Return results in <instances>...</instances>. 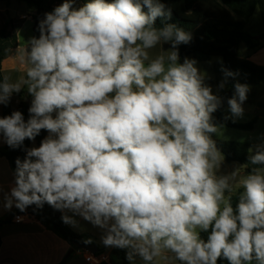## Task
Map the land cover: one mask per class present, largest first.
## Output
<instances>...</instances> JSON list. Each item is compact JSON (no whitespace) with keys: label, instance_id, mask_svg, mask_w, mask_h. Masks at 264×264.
I'll return each mask as SVG.
<instances>
[{"label":"clouds","instance_id":"obj_1","mask_svg":"<svg viewBox=\"0 0 264 264\" xmlns=\"http://www.w3.org/2000/svg\"><path fill=\"white\" fill-rule=\"evenodd\" d=\"M74 5L44 14L39 36L17 49L24 76L0 81V105L24 89L32 98L27 120L18 110L0 117V140L17 149L47 133L16 159L3 207L47 204L72 227L80 217L133 264H264V144L220 174L225 158L212 136L223 97L197 60L180 62L192 33L166 22L162 0ZM222 71L220 90L238 75ZM233 88L225 119L235 121L250 87Z\"/></svg>","mask_w":264,"mask_h":264},{"label":"trees","instance_id":"obj_2","mask_svg":"<svg viewBox=\"0 0 264 264\" xmlns=\"http://www.w3.org/2000/svg\"><path fill=\"white\" fill-rule=\"evenodd\" d=\"M8 2L10 0H0ZM25 3L29 8L37 11L36 20L33 27V36L38 37V22L44 17L46 12H51L55 7L60 5L64 0H17ZM83 4L89 0H80ZM162 2L172 12L171 19L167 23L176 24L185 31L192 33L193 39L187 45L179 46L180 60L185 57H192L198 62H209L214 57L222 59V68L238 73L235 78H228V90L222 95V107L214 114V122L218 125H225L229 128L240 130H253L256 124L254 119L247 124H237L229 119H225V109L228 107L227 99L234 93L233 85L236 82L245 83L249 86L264 84V66L254 63L248 58L240 56L241 46L244 44L249 51H256L261 48L260 41L264 40V0H162ZM259 10L261 14V28L259 39L255 37L249 30L248 26ZM156 25L162 26L160 19L156 21ZM11 26H5L0 30V81L3 80L2 62L7 57L10 49L15 45H8L9 37H7ZM18 99L17 106L12 103V97L7 105H3L2 117L10 115L13 111H20L27 120L29 113L31 97L27 95L26 89L20 93H15ZM28 99L29 101H26ZM47 135L42 130L41 134L35 141L25 140L21 148L12 149L7 144L4 148H0V156L7 159L13 171L15 170V161L17 158L23 160L25 157L24 148L31 147L32 143L40 144L41 140ZM212 138L216 141L218 148L224 155L227 163L237 162L241 165L248 163L251 154V145L242 142L218 140L217 135L213 134ZM236 195H233V204L236 203ZM28 213L30 216L38 220L49 231L68 242L72 247L79 249L80 245H93L90 239L80 236L73 232L67 224L62 222L60 211L54 210L47 204L44 207L37 208L35 205L29 206ZM11 218L0 221V227L3 224L11 222ZM207 233H202V237L206 240ZM91 243H86V241ZM0 237V248H1ZM100 252L102 250H99ZM111 264H133L126 258V251L114 248L111 251ZM68 257L64 260L65 264ZM141 264L143 262L141 261ZM217 264H229V262L220 258Z\"/></svg>","mask_w":264,"mask_h":264},{"label":"crops","instance_id":"obj_3","mask_svg":"<svg viewBox=\"0 0 264 264\" xmlns=\"http://www.w3.org/2000/svg\"><path fill=\"white\" fill-rule=\"evenodd\" d=\"M78 2L79 5L77 3L75 7L83 5L80 0H78ZM9 5L10 1L5 4L6 7L4 10L7 15H10ZM36 14L37 11L30 8L28 11L23 12L19 20L14 19L13 26L16 30V42L2 62L3 77H9L10 82L14 81L18 73L24 74L26 71L25 66L19 62L17 49L18 46L23 45L30 39L29 37L21 40V33L25 29L24 22H30L34 27ZM13 18L14 17H11V19ZM31 37H33V35ZM14 94L12 95V103L14 106H17L19 101ZM2 109L3 105H0V117H2ZM5 145L6 143L0 140V148H4ZM34 146L38 147L39 145L32 143L31 147ZM13 174L14 171L7 159L0 156V187L3 189V192H0V221L9 218L12 219L11 222L3 224L0 227V237L2 241L0 248V264H61L66 257H68V259L65 264H91L86 261L90 252L82 248L76 249L72 247L68 242L49 231L38 220L30 216L28 209L25 215H21L18 214V209L14 206L11 210H7L3 207V196L10 191V188L14 184ZM69 215H71V213H69ZM17 216H21L22 218L19 223L14 221ZM76 219L79 221V227L67 226L76 234L90 239L93 245H96L99 250L108 253L111 261V251L114 247L104 246L101 240L103 235L102 230L94 227L91 223L84 221L80 217H76ZM137 261L138 264H141V260L138 257Z\"/></svg>","mask_w":264,"mask_h":264},{"label":"rangeland","instance_id":"obj_4","mask_svg":"<svg viewBox=\"0 0 264 264\" xmlns=\"http://www.w3.org/2000/svg\"><path fill=\"white\" fill-rule=\"evenodd\" d=\"M7 2L0 1V30H2L5 26H13L14 25V19L19 20V18L23 15V12L28 11L30 9L27 4L19 2L17 0H10V9L9 13L10 15H7L5 12V4ZM79 2L78 0H75L76 6ZM10 16V17H9ZM11 17H14L11 19ZM25 29L21 33V40H24L25 38H31L33 35L32 28L33 25L30 22L25 21ZM248 30L259 39V34L262 31L261 28V14L260 11L257 10L253 18L251 19ZM16 30L13 26V28H10V31L8 32L9 40L8 45L13 44V39L15 38ZM261 48L256 51H249L247 50L246 46L243 44L240 49V56L242 58H248L252 60L254 63L264 66V40L260 41ZM164 50H168L170 48V44H164L163 46ZM163 50L160 45H157L156 48L151 50V55L155 57L156 55L162 54ZM192 58V57H188ZM193 59V58H192ZM182 63L183 60H180ZM198 62V61H197ZM222 59L219 57L212 58L209 62H198L197 66L198 68L206 72L209 79H207V83L213 88V92L217 93L222 97V95L228 90V81L226 83V86L224 89L220 90L218 89V85L222 80L225 79L224 73L222 71ZM24 76V74L18 73L15 77L14 81H17L19 78ZM250 90L247 95V100L243 104L244 108V115L242 118H236L235 121L233 118H229L230 121L237 123V124H247L256 120V124L253 130H240L235 128H229L225 125H221V134H216L218 140H224V141H235V142H242L247 143L251 145L252 153L255 152L256 146L264 144V84H257V85H251L249 86ZM226 116H231L228 107L225 109ZM242 166L240 163L233 162V163H227L224 159V162L222 164V167L220 169V174H229L231 173L236 167ZM247 169L241 168V173L243 174ZM134 264H138L137 258L134 261Z\"/></svg>","mask_w":264,"mask_h":264},{"label":"built area","instance_id":"obj_5","mask_svg":"<svg viewBox=\"0 0 264 264\" xmlns=\"http://www.w3.org/2000/svg\"><path fill=\"white\" fill-rule=\"evenodd\" d=\"M17 217H21V216H17ZM14 221L19 223L21 219L17 220L15 217ZM86 261L91 264H110V257L108 253H105L103 251L101 252L98 251V253L96 254L89 253L88 257L86 258Z\"/></svg>","mask_w":264,"mask_h":264},{"label":"water","instance_id":"obj_6","mask_svg":"<svg viewBox=\"0 0 264 264\" xmlns=\"http://www.w3.org/2000/svg\"><path fill=\"white\" fill-rule=\"evenodd\" d=\"M26 101H29L28 99H26ZM27 213V209L25 212H20L18 210V214H21V215H25ZM80 248L90 252V253H93V254H96L98 253L99 251V248L96 246V245H87V244H82L79 246Z\"/></svg>","mask_w":264,"mask_h":264}]
</instances>
